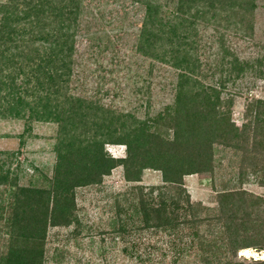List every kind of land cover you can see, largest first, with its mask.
<instances>
[{
  "label": "trees",
  "instance_id": "obj_1",
  "mask_svg": "<svg viewBox=\"0 0 264 264\" xmlns=\"http://www.w3.org/2000/svg\"><path fill=\"white\" fill-rule=\"evenodd\" d=\"M136 1L144 7L136 49L178 70L172 103L152 121L168 129L165 136L149 131L146 121L131 111L102 103L99 86L85 88L84 94L73 92L77 83L89 86L86 76L80 80L90 60L88 56L85 61L82 53H92V42L99 39L90 36V47L79 49L76 37L85 25L84 0H0V116L57 124L55 162L47 185H16L0 163V186L11 183L13 199V211L6 217L8 246L0 251V264H44L49 227L72 226L69 235L90 230L86 216L79 214L76 190L98 188L117 165L123 166L128 181L139 182L147 167L160 170L163 181L146 193L135 184L138 200L115 202L110 231L128 241L121 247L124 254L140 264H164L170 255V264H177L200 238L194 228L197 220L187 214L192 203L183 177L210 168L217 133L234 135L229 113L220 109L221 92L224 82L246 63L226 47L222 34L218 40L222 54L215 66L220 75L226 73L202 82L197 24L219 19L228 27L232 22L251 30L255 0H167L166 7L174 3L168 12L159 0ZM113 58L119 60V55ZM106 143L125 144L127 154L110 156ZM184 226L190 228L189 241H184ZM252 244L234 246L231 256ZM229 263L264 264V259Z\"/></svg>",
  "mask_w": 264,
  "mask_h": 264
},
{
  "label": "rangeland",
  "instance_id": "obj_2",
  "mask_svg": "<svg viewBox=\"0 0 264 264\" xmlns=\"http://www.w3.org/2000/svg\"><path fill=\"white\" fill-rule=\"evenodd\" d=\"M166 1L159 0L168 12L174 3L166 7ZM254 2L251 30L237 28L232 22L228 27L219 19L208 23L200 20L197 24L199 36L195 44L202 82H213L226 73L220 75L215 66L222 54L218 41L222 34L226 47L246 65L237 76L224 82L221 92L220 109L229 113L234 135L217 133L210 168L183 177L192 203L187 214L197 220L194 228L199 229L200 238L177 264L252 263L264 259V0ZM84 3L85 25L76 37L79 49L87 50L90 36L99 39H92V53H82L85 61L88 56L90 60L83 74L80 72V80L86 76L89 86L77 83L73 92L84 94L85 88L99 86L102 103L131 111L138 120L146 121L149 131L167 135L165 126L152 121L172 103L178 70L136 49L144 7L136 0ZM115 54L119 60L110 59ZM56 130L55 122L0 116V163L16 185H47L55 162ZM105 150L116 158L127 154L123 143H106ZM201 156L199 162L203 160ZM10 184L0 186V251L8 246L6 217L13 211ZM135 184L142 186L144 193L151 186L163 185L160 170L144 168L141 180L132 182L126 180L123 166L117 165L98 188H78L79 214L86 216L91 229L69 235L72 226L49 227L44 264H140L121 251L128 241L111 232L109 224L116 212L115 202L126 205L139 199ZM189 229L184 226V241L191 239ZM252 242L231 256L234 246ZM170 258L168 255L164 264H170Z\"/></svg>",
  "mask_w": 264,
  "mask_h": 264
},
{
  "label": "bare ground",
  "instance_id": "obj_3",
  "mask_svg": "<svg viewBox=\"0 0 264 264\" xmlns=\"http://www.w3.org/2000/svg\"><path fill=\"white\" fill-rule=\"evenodd\" d=\"M248 249H249V248H248ZM250 250H251V249H250ZM250 250H249V251H250Z\"/></svg>",
  "mask_w": 264,
  "mask_h": 264
}]
</instances>
